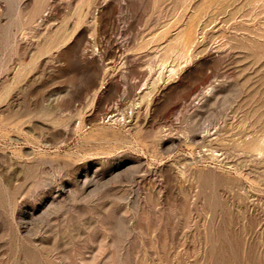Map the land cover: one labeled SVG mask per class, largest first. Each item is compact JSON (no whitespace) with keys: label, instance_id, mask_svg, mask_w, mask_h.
Listing matches in <instances>:
<instances>
[{"label":"rangeland","instance_id":"1","mask_svg":"<svg viewBox=\"0 0 264 264\" xmlns=\"http://www.w3.org/2000/svg\"><path fill=\"white\" fill-rule=\"evenodd\" d=\"M0 264H264V0H0Z\"/></svg>","mask_w":264,"mask_h":264},{"label":"bare ground","instance_id":"2","mask_svg":"<svg viewBox=\"0 0 264 264\" xmlns=\"http://www.w3.org/2000/svg\"><path fill=\"white\" fill-rule=\"evenodd\" d=\"M169 70H173V68L172 67H170V68H168ZM111 116V115H110ZM263 127V126H262ZM253 145V144H252Z\"/></svg>","mask_w":264,"mask_h":264}]
</instances>
